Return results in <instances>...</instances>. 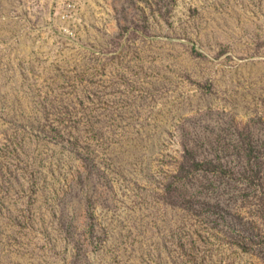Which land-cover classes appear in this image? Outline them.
Masks as SVG:
<instances>
[{
  "label": "rangeland",
  "instance_id": "rangeland-1",
  "mask_svg": "<svg viewBox=\"0 0 264 264\" xmlns=\"http://www.w3.org/2000/svg\"><path fill=\"white\" fill-rule=\"evenodd\" d=\"M0 264H264V0H0Z\"/></svg>",
  "mask_w": 264,
  "mask_h": 264
}]
</instances>
